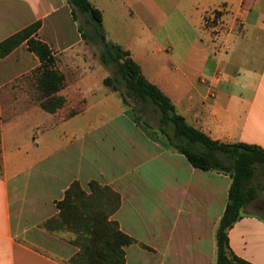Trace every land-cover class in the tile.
<instances>
[{"label": "crops", "instance_id": "1", "mask_svg": "<svg viewBox=\"0 0 264 264\" xmlns=\"http://www.w3.org/2000/svg\"><path fill=\"white\" fill-rule=\"evenodd\" d=\"M94 2L103 22L106 8L138 10L140 0ZM174 8L196 35L185 57H170L187 58L184 70L166 66L163 85L126 51L189 126L213 141L264 151V0H176ZM219 10L225 24L217 35L206 21ZM36 22L34 38L55 57L83 41L66 0H0V42ZM39 65L26 42L0 58V264H67L77 252L70 235L42 225L74 181L85 191L97 181L119 194L112 219L137 242L125 247L127 264H213L230 178L193 168L163 135L162 142L152 138L133 119L129 131L116 118L88 120L97 94L78 58H57L65 104L47 113L36 83ZM77 119L85 129L63 128ZM228 239L236 256L264 264V204L259 213H243Z\"/></svg>", "mask_w": 264, "mask_h": 264}, {"label": "trees", "instance_id": "2", "mask_svg": "<svg viewBox=\"0 0 264 264\" xmlns=\"http://www.w3.org/2000/svg\"><path fill=\"white\" fill-rule=\"evenodd\" d=\"M66 1L73 19L77 21V14H80L87 26L84 31L78 24L81 39L87 44L99 46L100 63L106 67L113 65L115 69L117 76L104 78L103 84L114 91H119L122 85L125 104L130 98L142 107L151 106L154 112L159 113L158 131L166 138L171 149L182 154L193 168L230 178L225 209L215 228L213 264H253L233 253L228 232L246 213L245 208L258 198V191H264V151L245 143L213 141L189 126L171 100L143 76L140 66L129 52L106 40L100 10L89 0ZM40 25V22H36L0 42V58L26 42L29 51L40 62L35 73L41 108L47 113H54L65 104V98L58 95L64 84V75L55 67L57 58L49 46L34 38ZM141 112H144V108ZM140 119L139 116L133 118L137 124ZM120 203L119 194L109 186L91 181L88 191H85L79 182L74 181L63 198L55 202L57 214L46 220L42 227L53 234L70 235L68 242L77 248V252L67 264H127L125 247L137 242L121 231L118 223L112 219Z\"/></svg>", "mask_w": 264, "mask_h": 264}, {"label": "rangeland", "instance_id": "3", "mask_svg": "<svg viewBox=\"0 0 264 264\" xmlns=\"http://www.w3.org/2000/svg\"><path fill=\"white\" fill-rule=\"evenodd\" d=\"M90 1L95 3V0ZM175 1L140 0L138 10L125 9L122 13H114L106 8L103 15L102 28L106 40L135 54L134 58L143 63L145 73L148 71L157 78L159 77L158 79L163 80V85H165L164 82L168 81L167 77L161 74L168 70L165 68L166 66L169 65L171 70L176 67L180 71L185 69L184 60L187 58H170L171 55L185 57L190 43H194L196 38L195 32L183 19V16L175 10ZM223 13H225L224 10L213 12L212 16L208 17L206 24L211 26L218 21L224 22ZM77 19V23L86 31L87 26L83 23L82 15L77 14ZM99 50V46L82 41L70 54L56 55V58H78V69H86L92 72L88 83L97 95L94 97L96 105L89 112L88 120L96 124L116 118L122 123L123 129L129 131L131 127L128 120L139 116L141 118L139 120L140 126L152 138L162 142V134L157 129L159 113L154 112L151 106L142 107L130 98H127L128 103L125 104L122 97L124 91L122 85L119 86V91H114L102 83L104 78H114L117 74L113 65L106 67L100 63ZM144 61L148 63L145 65ZM68 67L71 70L74 69L71 63ZM143 108L144 112H141ZM122 113H127V115L121 117ZM85 127L84 121L77 119L74 124L63 128L67 132L71 129L74 132H80ZM109 129L112 130V126H109ZM1 166L0 159V174ZM259 179L261 180V178ZM258 193V200L249 204L246 212L259 213L261 204H264V191H258Z\"/></svg>", "mask_w": 264, "mask_h": 264}, {"label": "built area", "instance_id": "4", "mask_svg": "<svg viewBox=\"0 0 264 264\" xmlns=\"http://www.w3.org/2000/svg\"><path fill=\"white\" fill-rule=\"evenodd\" d=\"M219 11H221V10H219ZM212 14H213V12L211 13L210 16H212ZM211 27L215 29L217 35H220L221 31L224 28V22L218 21V22H216V24L211 25Z\"/></svg>", "mask_w": 264, "mask_h": 264}]
</instances>
